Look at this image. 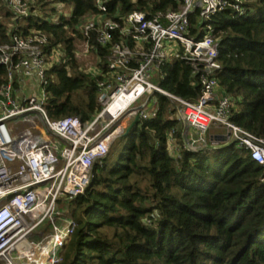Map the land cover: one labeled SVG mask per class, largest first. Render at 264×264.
Instances as JSON below:
<instances>
[{"label": "built area", "instance_id": "built-area-1", "mask_svg": "<svg viewBox=\"0 0 264 264\" xmlns=\"http://www.w3.org/2000/svg\"><path fill=\"white\" fill-rule=\"evenodd\" d=\"M131 2L139 8L125 11L122 3L95 0L96 10L76 23L80 67L96 80L99 103L86 121L76 115L53 118L47 111L49 71L67 61L66 48L51 46L42 30L24 32L8 23L10 39L0 42V65L7 70L0 86V264L62 262L77 228L69 214L71 200L86 191L95 163H103L135 117L157 116L160 94L169 98L185 126V147L234 143L264 164V136L232 120L236 101L220 88L218 78L223 64L213 19L227 8L233 18L244 15L248 0ZM6 3L15 19L37 12L42 1ZM57 9L54 21L72 14L63 5ZM175 60L191 66L201 86L196 99L151 80L165 78L164 66ZM175 132L168 134V150L180 157ZM44 220L51 230L31 238Z\"/></svg>", "mask_w": 264, "mask_h": 264}, {"label": "trees", "instance_id": "trees-1", "mask_svg": "<svg viewBox=\"0 0 264 264\" xmlns=\"http://www.w3.org/2000/svg\"><path fill=\"white\" fill-rule=\"evenodd\" d=\"M35 1H42L37 12L14 19L0 0V42L9 41L11 21L15 30H42L51 46L65 47L67 61L49 71L47 111L89 120L99 109L96 80L80 67L73 33L96 10L95 0ZM119 3L125 11L139 8L112 0ZM58 5L71 7V16L54 21ZM247 7L237 18L227 8L213 19L223 64L218 78L236 101L232 120L264 136V0H248ZM164 71L163 88L186 99L201 94L186 62L167 63ZM6 73L0 65V86ZM159 102L157 116L139 119L120 155L112 159L111 150L95 163L90 185L71 200L77 228L60 264H264V164L234 143L185 147V126L171 101L160 94ZM173 129L180 157L168 150Z\"/></svg>", "mask_w": 264, "mask_h": 264}, {"label": "rangeland", "instance_id": "rangeland-1", "mask_svg": "<svg viewBox=\"0 0 264 264\" xmlns=\"http://www.w3.org/2000/svg\"><path fill=\"white\" fill-rule=\"evenodd\" d=\"M68 8L71 9V7H68ZM68 8H66V9H68ZM151 80L154 81L155 83L160 84V78L159 77L158 78H156V77L152 78ZM126 143H127V135H122L114 141V143L112 144V146L110 148V151L112 150V153H111L112 159H116L120 155V153L122 152ZM69 214H71L70 208H69ZM37 221L33 222L32 224L37 223ZM32 224L30 226H32ZM50 230H51V226L48 224V222H46V220H44V222L40 223V225L35 227V229L31 233L30 237L40 239L42 232L46 233V232H49Z\"/></svg>", "mask_w": 264, "mask_h": 264}, {"label": "water", "instance_id": "water-1", "mask_svg": "<svg viewBox=\"0 0 264 264\" xmlns=\"http://www.w3.org/2000/svg\"><path fill=\"white\" fill-rule=\"evenodd\" d=\"M138 117H135V119L132 121V123L129 125V127L127 128L125 135H128L132 129V127L135 125V123L138 121Z\"/></svg>", "mask_w": 264, "mask_h": 264}]
</instances>
